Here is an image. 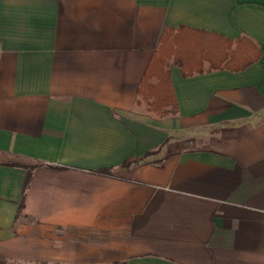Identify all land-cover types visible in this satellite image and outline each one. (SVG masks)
<instances>
[{
    "label": "crops",
    "instance_id": "1",
    "mask_svg": "<svg viewBox=\"0 0 264 264\" xmlns=\"http://www.w3.org/2000/svg\"><path fill=\"white\" fill-rule=\"evenodd\" d=\"M165 27L259 57H170L162 117L137 87ZM0 264H264V0H0Z\"/></svg>",
    "mask_w": 264,
    "mask_h": 264
},
{
    "label": "trees",
    "instance_id": "2",
    "mask_svg": "<svg viewBox=\"0 0 264 264\" xmlns=\"http://www.w3.org/2000/svg\"><path fill=\"white\" fill-rule=\"evenodd\" d=\"M187 29L190 30L185 27H179L176 30L171 27L164 28L157 49L151 56L137 87V94L140 97L138 104L144 101L147 110L162 117L176 113V104L166 68L170 57H173V63L179 66L183 75L212 69L237 71L245 68L259 57V50L244 37L234 41L225 38L223 56L211 51L202 52V54L200 52L192 53L189 42H186L183 37ZM205 61L208 62V65L203 67ZM128 162L127 160L122 162L121 166H127ZM98 172L109 173L110 170L101 169Z\"/></svg>",
    "mask_w": 264,
    "mask_h": 264
}]
</instances>
